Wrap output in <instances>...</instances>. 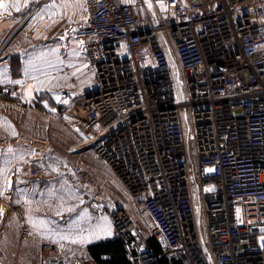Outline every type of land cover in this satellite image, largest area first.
<instances>
[{
    "label": "built area",
    "instance_id": "2783aa9c",
    "mask_svg": "<svg viewBox=\"0 0 264 264\" xmlns=\"http://www.w3.org/2000/svg\"><path fill=\"white\" fill-rule=\"evenodd\" d=\"M84 5L83 24L63 34L81 42L95 89L51 117L77 138L70 155L91 152L105 163L140 223L110 208L96 176L74 165L68 176L94 191L84 201L91 220L109 215L130 264H264V0ZM43 141L36 151L45 153ZM42 161L34 155L18 171L42 176ZM1 202L21 238L34 239L25 205L10 192ZM36 264L98 263L58 253Z\"/></svg>",
    "mask_w": 264,
    "mask_h": 264
},
{
    "label": "rangeland",
    "instance_id": "374dc122",
    "mask_svg": "<svg viewBox=\"0 0 264 264\" xmlns=\"http://www.w3.org/2000/svg\"><path fill=\"white\" fill-rule=\"evenodd\" d=\"M77 1L82 11L83 0ZM38 46L36 51L40 53L45 51V57L47 59H45L46 61H41L43 60V56L39 55V60L37 63L33 64L32 69H38L37 74L42 77L40 83H42L45 90L48 91L47 94L53 99L52 102L57 103V105L62 104L64 102L63 100L68 98L66 92H73L71 94L76 95L79 93L85 94L95 89L94 74L88 69L87 65L84 66L83 62L76 61L77 57L75 54L71 57L76 59L73 61V66L77 73L78 83L77 85L71 86L69 84L70 78L76 79V77L73 75L71 69V72L68 74L69 76L61 73V69L66 66L63 61L64 54L62 52V47L56 46L44 49L41 48V46L44 45ZM2 57L3 55L0 51V65L4 63ZM23 67L22 70L25 72ZM21 81H24V79ZM19 95L23 96L19 99L22 103V108L17 107L15 113L12 115L15 129L18 131H13L12 133L10 128H7L4 134L7 135L9 133L11 137H5L0 140V142H7L8 139H15L18 142L19 134L48 141L42 142L47 147L43 163L44 174L39 177H29L31 181L39 184L37 189H41L39 187L41 185L45 190L47 188L53 190L50 196H52L54 200L56 198L54 207H51L54 211L50 212L51 215L55 216L56 220H53L52 229L49 230L51 233H48L49 231L45 232L48 233V235H45V238L51 240V242L55 244L51 247V252L53 254L62 253L71 260H89L91 258H89L83 248L87 244L114 237L113 225L109 215H103L96 221L91 220L88 210L84 207V201L92 196L94 191L87 188L81 180L76 179L73 181L68 176L72 166L78 165L94 174L100 184L99 191L104 196L109 207L129 211L133 220L140 223L137 204L127 194L105 163L96 159L94 154L88 152L79 155H70L68 153L69 148L74 144V140L77 141V138L72 136L64 126L60 125L59 121L52 120L51 113H49L51 111L50 107L49 110L44 108L46 111H41L39 109L41 107L37 103H34V101L30 102L23 92H20ZM29 108L32 109V112ZM36 144L35 148H38L39 146H36ZM40 149L43 150L44 148ZM32 151L33 150L28 148V142L15 143L13 148L7 145L0 148V162L2 161L0 167V190H2V181L4 180L2 177L7 173L11 164L14 161L22 160L32 153ZM10 158L12 159L10 160ZM4 194L6 199L7 193L5 192ZM44 195L46 194H40L39 197L46 199L47 196L44 197ZM17 199H19V201L21 200V202L24 201L22 193L17 195ZM32 207L33 206L29 207L28 211H31ZM69 209H71V211H69ZM73 215L77 216L72 219ZM59 219L66 220V223L64 222V228H61L63 226L59 224ZM11 225L14 227H12V234L6 235L4 231H1L3 240L2 245H5V247L9 249L13 248L14 250H18L20 248V239H22L21 233L18 231L20 223L12 221ZM29 226L31 227V225ZM56 226H59L57 229L58 231L55 229ZM93 233H95V235H93ZM81 236L85 239H79ZM61 237L67 238L61 239ZM73 239H76L77 242L73 243ZM71 254L73 255L71 256ZM15 257L16 255L13 256L8 253V260L5 264H19L20 261H16Z\"/></svg>",
    "mask_w": 264,
    "mask_h": 264
},
{
    "label": "crops",
    "instance_id": "0c3cea01",
    "mask_svg": "<svg viewBox=\"0 0 264 264\" xmlns=\"http://www.w3.org/2000/svg\"><path fill=\"white\" fill-rule=\"evenodd\" d=\"M82 4L83 8L81 11V6L78 4L77 0H0V5H2V7H0V51L4 61V63L0 65V91L4 87L24 83L21 92H23L30 102L34 101V103H37L41 107L39 108L41 111L45 109L49 110L50 107L51 111L49 113L55 112L61 104L57 105V103L52 102L53 99L47 94L48 91H46L43 84L40 83L42 77L37 74L38 69H32L33 64L37 63L39 60V55L43 56V60L41 61H46L45 59H47L45 57V51L40 53L36 51V48L40 47L38 45H44L41 46V48L44 49L61 46L64 54V65L71 67L70 69L77 80V73L73 66V61L76 59L71 56L75 54L77 57L76 61H81L84 66L86 65L81 46L82 44L77 40L69 39L63 34V30L70 28L75 31L77 29L76 27L83 24L86 17L84 0ZM17 8L19 10H17ZM22 67L25 72H23ZM61 70L62 74L69 76L63 72V69ZM23 79L24 81H21ZM18 81L19 83H17ZM19 93L20 92H16L12 95H0V140L5 137H11L9 133L7 135L4 134L7 128H10L12 133L13 131H18L15 129L12 115L15 113L17 107L22 108V103L19 99L23 96H20ZM71 93L66 92L68 98L63 100L64 102L72 96ZM30 110L32 112V109ZM39 140L46 141L45 139H35L19 134L18 142L15 139H8L7 142H0V148L6 145L13 148L15 143L28 142V148L34 151L22 160L14 161L7 173L2 177L4 180L2 181V190H0V249L5 263L8 260V253L13 256L16 255L15 260L20 261L19 264H36L38 259L43 255H54L51 252V247L55 244L51 242V240L45 238V235L51 233L49 230L52 229L53 220H56L55 216L50 214V212L54 211L51 207H54L56 200V198L54 200V198L50 196L53 190H49L48 188L45 190L41 185L39 186L41 189H37L39 184L34 183L29 177L22 175L18 171V169L22 165H25L34 155H38V157L43 159L41 163L43 165L45 153H40L34 148V142ZM76 142L77 141L74 140V144ZM23 144L26 145L25 143ZM11 159L12 158H10V160ZM1 165L2 161L0 162V167ZM10 178L14 179L12 186L8 184V179ZM5 192L11 193L14 205H25V214L35 235V238L30 240V242L20 239V248L18 250H14L13 248L9 249L5 247V245H2L3 240L1 231H4L6 235H10L12 234L13 227L11 222H19L14 213L10 212L7 214L1 202V200L5 198ZM20 193H22V197L24 198V201L22 200L23 202L17 199V195ZM40 194H46L44 197L47 196V198H40ZM31 206H33L32 210L28 211V208ZM76 216L77 215H73L72 219ZM41 222L44 223L42 224ZM64 222L66 223L65 219ZM65 223L61 228L65 227ZM58 227L59 226H56V231H58ZM47 231L49 232L45 233ZM88 245L89 244L83 248L87 255ZM72 255L73 254H71V256Z\"/></svg>",
    "mask_w": 264,
    "mask_h": 264
},
{
    "label": "trees",
    "instance_id": "16d2710c",
    "mask_svg": "<svg viewBox=\"0 0 264 264\" xmlns=\"http://www.w3.org/2000/svg\"><path fill=\"white\" fill-rule=\"evenodd\" d=\"M152 246L160 253L159 246L151 240ZM89 258L98 264H130L126 257V250L122 241L116 237L91 243L87 246ZM107 257V259H103Z\"/></svg>",
    "mask_w": 264,
    "mask_h": 264
},
{
    "label": "snow or ice",
    "instance_id": "6c2138e0",
    "mask_svg": "<svg viewBox=\"0 0 264 264\" xmlns=\"http://www.w3.org/2000/svg\"><path fill=\"white\" fill-rule=\"evenodd\" d=\"M0 7H2V5H0ZM162 8H163V5H162ZM17 10H19V9L17 8ZM17 83H19V81H18ZM69 211H71V209H69ZM41 223L43 224L44 222H41ZM262 231H264V230H262ZM93 235H95V233H93ZM66 238H67V237H61V239H66ZM79 239L83 240V239H85V238L81 236V237H79ZM72 242H73V243H76L77 240H76V239H73ZM261 243L264 244V240H262Z\"/></svg>",
    "mask_w": 264,
    "mask_h": 264
},
{
    "label": "water",
    "instance_id": "95a60500",
    "mask_svg": "<svg viewBox=\"0 0 264 264\" xmlns=\"http://www.w3.org/2000/svg\"><path fill=\"white\" fill-rule=\"evenodd\" d=\"M89 148V147H88ZM88 148H86V149H83V151H85V150H87ZM79 151H77V153H78ZM81 152V151H80ZM13 181H14V179L13 178H10L9 179V185L10 186H12L13 185Z\"/></svg>",
    "mask_w": 264,
    "mask_h": 264
}]
</instances>
